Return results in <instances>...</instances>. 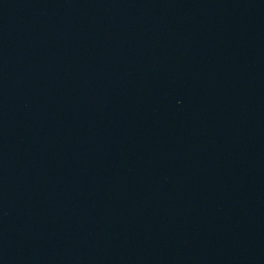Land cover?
Listing matches in <instances>:
<instances>
[{"label":"water","instance_id":"obj_1","mask_svg":"<svg viewBox=\"0 0 264 264\" xmlns=\"http://www.w3.org/2000/svg\"><path fill=\"white\" fill-rule=\"evenodd\" d=\"M0 264H264V0H0Z\"/></svg>","mask_w":264,"mask_h":264}]
</instances>
